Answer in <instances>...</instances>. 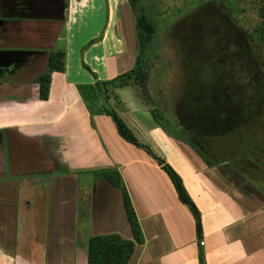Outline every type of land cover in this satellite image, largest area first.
<instances>
[{
	"label": "crops",
	"instance_id": "obj_1",
	"mask_svg": "<svg viewBox=\"0 0 264 264\" xmlns=\"http://www.w3.org/2000/svg\"><path fill=\"white\" fill-rule=\"evenodd\" d=\"M130 10L128 0H0L12 38L7 46L46 49L52 43V50H65V69L52 71L48 98L39 97L35 73L27 70L19 77L25 82L0 90V128L11 131L6 141L0 129V264H86L90 234L132 236L120 190L95 176V166L120 171L141 224L144 241L127 264H199L196 223L170 177L150 156L125 157L109 147L102 154L77 88L95 81L84 63L101 80L133 67ZM126 51L129 67L121 61ZM141 119L125 112L123 121L136 130ZM172 139L191 169L180 173L184 184L193 176L208 199L209 222L201 214L206 264H232L233 255L264 264V198L244 194L220 164L209 166L190 143ZM223 209L227 222L218 219Z\"/></svg>",
	"mask_w": 264,
	"mask_h": 264
},
{
	"label": "rangeland",
	"instance_id": "obj_2",
	"mask_svg": "<svg viewBox=\"0 0 264 264\" xmlns=\"http://www.w3.org/2000/svg\"><path fill=\"white\" fill-rule=\"evenodd\" d=\"M148 1L154 3L153 12L155 14L157 28L160 29L161 26L166 27L167 33L162 36L164 40L163 43L170 45L172 48V58L170 60L175 61L178 65V67L177 65L173 67V76L171 75L172 77H170L172 80V95L182 97L184 92L191 97L192 94L196 93L193 91L195 89L198 91V89L201 88L203 92H208L207 90H210L211 87H215L216 82L218 85H220V83L224 85L231 83L230 80L233 78L229 77L230 72L228 73V71L231 70L229 69L230 67L235 66L239 73L237 77L238 80L245 79V76L247 77V82L243 85L244 91L241 92L237 90L238 86L236 87L235 84V90H233V92L229 90V95L225 96L220 91L218 92L222 100H225L227 96L232 97V94L235 95V98L238 96L237 108L239 112H237L238 115H236V119L232 120V122L228 120L226 123L215 125L212 129L208 124L204 126L205 128L201 129L197 125L188 123H185V125L187 128H190L189 131L174 129L173 126L172 128L169 126L165 127L161 122H157L151 112L146 114L145 110L148 107L150 108L151 104L143 97L142 91L136 83L131 82L124 86L107 84V95L104 90V94L100 93L99 101L90 97V103L95 111L94 113H90L92 116L91 125L95 127L94 138L96 141H100L101 144L103 142V146L100 147V152L104 154L106 148L109 147L110 151H116L117 154L121 156L135 157L147 155L157 162L153 153L146 148L148 146L156 156L163 158L180 175V173H187L191 169L179 153V149L172 137L183 134L190 140H193L194 143L208 155L209 159L217 161L220 165L222 163L231 164L237 168L244 176L242 180L238 178L236 181L238 184H241V182L246 179V181L250 182L264 193V98H258L260 95L264 97V89L262 92L260 86H256L258 81L262 79L259 77L262 76L261 71L264 72V58H260L258 54L254 55L256 62L255 70L249 67L252 63L250 61L251 57L248 56V51L240 44L238 35L233 33L227 24V20L224 17L225 15L221 12V7L215 4H203L204 6L201 5L200 10L194 9L192 12H188L190 0H142L143 3ZM243 3L245 5L246 1ZM127 33L128 46L135 52L137 49V40L132 10L127 14ZM61 39H58V46L61 45ZM48 47L49 48H46L47 52L52 50L55 45L51 43ZM225 49L228 53H234L231 61L222 58ZM131 56V53L126 51L121 57V61L125 62V65L128 66L132 58ZM43 61L44 60H42L39 68L41 71L44 70L43 67L45 62ZM86 65L89 67L88 64ZM244 66H246V68ZM249 69L253 71H249ZM89 70L95 73L90 67ZM202 85H204L205 88H202ZM103 86L102 84L101 87ZM242 93L248 95L251 102L246 103ZM204 94L205 93H202V98H205ZM205 100L206 99H202L201 101ZM178 104L179 99L177 98L175 101L176 111L178 110ZM234 104L237 105L236 100H234ZM100 105L112 107L123 119L125 118V112L141 117L142 119L139 121V124L136 125V130L132 129L135 135L140 139L139 141L145 146L137 145L128 140L129 145L125 146L120 139L124 137L118 132L113 117L104 111L99 112ZM254 106L256 108V111H254L256 113L254 114L258 117H256V119L252 116H248L254 109ZM250 117H252V119H250ZM175 119H177V117ZM258 128H260V130H257ZM203 130L205 131L203 132ZM173 132L179 135H175ZM97 167L98 166H95L94 168ZM162 170L169 178L167 171L164 168H162ZM229 175L231 176V174ZM81 177L85 178V175L82 174ZM186 177L187 187L191 188L190 190L194 193L195 200L204 210V212L203 210L200 212V209L194 202L199 210L202 234L201 214L205 215L206 213L207 215L205 209H208V203L205 204V202H207L208 199L206 195L201 192L202 190L199 186H195V180L192 179L193 176L189 177L188 174ZM159 179L162 182V177H159ZM182 182L189 193L183 179ZM192 200L194 201V199ZM218 214H221L218 219L222 222L230 220V216L225 212V209H223L222 212L218 210ZM209 220L210 216L207 215L206 223L209 222ZM111 228L112 224L107 222L106 229L110 230ZM129 232L130 229L128 230V233ZM124 235L126 237L127 232H124ZM236 260L240 264H250L248 257L244 258L242 255L238 257L233 255L232 264H234Z\"/></svg>",
	"mask_w": 264,
	"mask_h": 264
},
{
	"label": "trees",
	"instance_id": "obj_3",
	"mask_svg": "<svg viewBox=\"0 0 264 264\" xmlns=\"http://www.w3.org/2000/svg\"><path fill=\"white\" fill-rule=\"evenodd\" d=\"M190 1L188 12H192L194 9L200 10L201 5L203 4H215L221 7V12L224 13L227 24L233 33L238 35L240 44L245 47L246 51H248V56L251 57L250 61L252 64L249 67L255 70L256 62L254 55L258 54L260 55V58H264V0ZM244 1H246L245 5L243 3ZM128 3L134 15V28L137 40L134 65L132 68L108 80L98 79L96 74L92 72L95 77L94 82L77 84L78 91L90 113L95 112L90 103V97L99 101L100 93L104 94V90L107 89V84L124 86L134 82L140 87L143 97L151 104L150 110L154 119L157 122H161V124L165 127L169 126L172 128L173 126L174 129H184L189 131L190 128H187L185 125V123H188L197 125L201 129L205 128L204 126L208 124V126L212 129L215 125L226 123L228 120L231 122L232 120H235L237 117L236 115H238L237 112H239L237 108L238 96L235 98V95L232 94V97L227 96L225 100H222L218 91L223 93L225 96L229 95L230 92L235 90L236 84V87L238 86L237 90L243 92V85L247 82V77L245 76V79L238 80V69L234 66L230 67L229 69L231 70L228 71V73L230 72L229 77L233 78L230 80L231 83H227L226 85L220 83V86L216 82L215 87H211L210 90H207L208 92H203L201 88H197L198 91L196 89L193 90L194 93H196L192 94L191 97L184 92L182 97L172 95V80L170 77L173 76L172 70L177 64L175 61L170 60L172 58V48L169 44L166 45L163 43L164 40L162 39V36L167 33L166 27L161 26L160 29L157 28L155 14L153 12V2L148 1L143 3L142 0H128ZM233 56V52L228 53L225 49L222 58H224V60L229 59L231 61ZM84 66L87 67L85 63ZM244 67L246 68V66ZM87 68L89 69V67ZM64 69L65 50L57 49L49 51L46 58L45 70L34 78V81L38 83V95L40 98H48L52 71H63ZM252 69H249V71H253ZM261 75L263 77H259L262 79L258 81L256 86H260L263 92V71H261ZM102 84L104 85L103 87H101ZM201 87L205 88L204 85ZM202 93H205V98H202ZM242 94L244 95L243 97L246 103L251 102L248 95H245L244 93ZM177 98L179 99V104L178 110L176 111L175 101ZM258 98L264 97L263 95H260ZM202 99L206 100L201 101ZM234 100H236L237 105L234 104ZM253 108L254 109L248 116H252L256 119L257 116L254 114L256 113L254 112L256 111V108L255 106ZM101 111H104L113 117L117 130L122 137L137 145H144L138 140L133 130L123 121V119L114 111L112 107L100 105L99 112ZM176 117L177 119H175ZM252 117H250V119H252ZM257 130H260V128ZM204 131L205 130H203V132ZM174 134L179 135L176 133ZM177 137L190 143L194 150L206 161L209 166L218 164L217 161L209 159L208 155L200 149V147H198L193 140H190L183 134ZM146 148L153 153L158 164L167 171L172 183L174 184L179 199L192 211L196 220L199 264H206L203 255L200 214L198 208L185 189L181 176L168 162H166L163 158L156 156L148 146ZM92 171L95 176L103 177L113 187L120 190L125 215L130 225L132 236L124 237L118 232L90 234L88 236L86 247V264H127L133 253L135 244L144 241V234L134 209L130 193L120 171L117 168L100 167L95 168Z\"/></svg>",
	"mask_w": 264,
	"mask_h": 264
},
{
	"label": "flooded vegetation",
	"instance_id": "obj_4",
	"mask_svg": "<svg viewBox=\"0 0 264 264\" xmlns=\"http://www.w3.org/2000/svg\"><path fill=\"white\" fill-rule=\"evenodd\" d=\"M10 26L5 23V20H0V48H12L14 46H7L6 44L11 41L10 35ZM27 49V48H24ZM36 51L30 52L24 56L23 60L14 59V61L10 63H6L4 65H0V90L7 86L8 84L11 86H16L17 84L25 82L23 79H20V75L22 72H26L25 70L30 72H36L34 78L41 73L39 68L43 62H46V58L49 52L46 49H35ZM39 70V71H38ZM4 132V139L6 141L10 138V129L3 127L0 128ZM258 162V161H257ZM259 163V162H258ZM222 172L224 176L234 183L244 194L246 195H257L259 197L264 198V193L258 189L256 186L252 185L250 182L242 181L241 184H238L236 181L244 179V176L237 168H235L231 164H221ZM231 174V176L229 175ZM101 199H99L98 203H100Z\"/></svg>",
	"mask_w": 264,
	"mask_h": 264
},
{
	"label": "water",
	"instance_id": "obj_5",
	"mask_svg": "<svg viewBox=\"0 0 264 264\" xmlns=\"http://www.w3.org/2000/svg\"><path fill=\"white\" fill-rule=\"evenodd\" d=\"M0 20H2L0 18ZM36 51L35 49H24V48H0V65L10 63L14 59L23 60L24 56L30 52ZM107 95V91L105 90Z\"/></svg>",
	"mask_w": 264,
	"mask_h": 264
}]
</instances>
